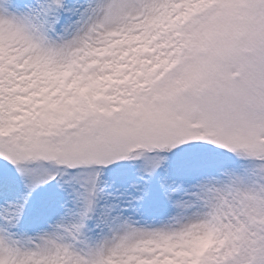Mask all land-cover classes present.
<instances>
[{
    "label": "snow or ice",
    "instance_id": "6c2138e0",
    "mask_svg": "<svg viewBox=\"0 0 264 264\" xmlns=\"http://www.w3.org/2000/svg\"><path fill=\"white\" fill-rule=\"evenodd\" d=\"M0 264H264V0H0Z\"/></svg>",
    "mask_w": 264,
    "mask_h": 264
}]
</instances>
